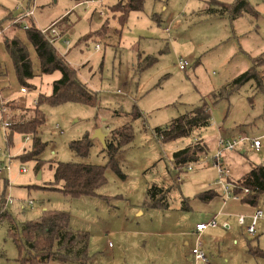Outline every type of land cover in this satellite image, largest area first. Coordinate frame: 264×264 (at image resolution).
Returning <instances> with one entry per match:
<instances>
[{
    "label": "rangeland",
    "instance_id": "374dc122",
    "mask_svg": "<svg viewBox=\"0 0 264 264\" xmlns=\"http://www.w3.org/2000/svg\"><path fill=\"white\" fill-rule=\"evenodd\" d=\"M101 1L104 14L98 18L96 11L91 14L92 9L73 0H0V22L4 29L8 28L9 20L5 18L8 12L17 15L22 11L19 7H27L28 2L30 7L34 6L29 19L37 28H45L65 11L69 12L70 18L61 17L54 22L56 28L67 33L70 49L66 51L63 40L54 45L76 70L79 80L98 95L97 106L71 101L39 106L43 121L37 136L45 146L37 159L22 158L28 157L32 149L31 134H26L30 140H24L25 134L15 133L9 143L0 126V148L8 149L15 157L10 170L0 175V195L12 197L13 203L7 204L6 210L16 222L36 218L45 208V211H67L69 224L88 232L91 257L88 264H195L190 249L192 242L196 246V235L186 246L187 238L176 231L191 233L192 221L199 209L206 206L193 196L206 189L205 183L198 185L200 179L195 181L203 165L199 161L192 164L191 170L187 166L181 170L174 168L172 153L188 144L189 138L163 142L154 130L199 105L202 99L209 103L210 91L233 81L251 66L250 56H257V61L262 59L256 69L263 88H257L255 81L249 80L229 100L212 105L210 125L204 134L207 137L216 133L223 117L241 123L239 130L250 138L259 136L262 145L257 152L249 145L244 146L245 154L239 150L225 152L223 157L229 161L231 175L239 177L254 164L264 166V0H248L257 5L259 14L242 19L229 18V14H209L205 10L206 0H144L142 11L130 12L124 26L108 10L115 0ZM89 14L94 16L92 24ZM104 21L109 22L108 32L103 31ZM28 46L35 74L32 83L37 91L25 88L27 103L40 94H50L53 81L60 77L59 71L39 75L35 55ZM4 51L0 40V62L6 65L9 85L16 86L17 92L13 96L0 95V108L5 109L0 111L1 119L10 122L13 116L29 118L30 112L17 111V114L11 108L18 102L20 87ZM138 53L142 58L150 55L156 60L138 70ZM179 58L188 62L186 70L178 68ZM115 128L122 132L115 135L118 141L126 135L131 138L121 144L106 168L105 182L96 190L104 197H71L55 191L53 186L57 185L49 164L59 161L108 164L104 146ZM96 130L104 136V143L94 137ZM84 135L91 138L92 144L88 155L80 156L69 143ZM212 138H208L210 145ZM22 165L27 172H19ZM152 185L168 189L165 209L145 205L149 201L147 189ZM23 198L26 202L31 200L32 206L20 209ZM215 201L219 203L218 198L214 199L205 208L211 209ZM257 205L263 211V219L257 223L256 234L249 236L233 225L229 234L239 239L238 246L225 251L223 242L206 245L216 248L210 254L206 252L209 264H264V258L259 256L247 255L244 261L237 250H245L247 242L264 250V194L259 196ZM2 208L5 209L4 205ZM141 208L143 215L139 214ZM245 210L244 214H248L251 208L246 205ZM8 227V219L1 214L0 264H16L18 255L8 236ZM205 241L202 237V242Z\"/></svg>",
    "mask_w": 264,
    "mask_h": 264
},
{
    "label": "trees",
    "instance_id": "16d2710c",
    "mask_svg": "<svg viewBox=\"0 0 264 264\" xmlns=\"http://www.w3.org/2000/svg\"><path fill=\"white\" fill-rule=\"evenodd\" d=\"M79 4L83 0H73ZM30 2V1H29ZM28 2L27 7L30 8ZM208 7L205 10L209 14L229 13L230 18H236L239 15L253 14L257 12L252 9L248 0H234L232 3H225L218 0H206ZM144 0H115L110 4L108 10L113 14V18L124 26L127 16L132 11H142ZM108 6V5H107ZM91 14L96 11L92 8ZM117 14V15H116ZM12 12L7 14L9 23L15 18ZM65 17V16H64ZM31 18V17H30ZM64 19V18H62ZM28 29L25 30L26 38L33 46L40 63V72L50 74L54 71L60 72V77L53 81L52 91L48 95H39L35 106L26 109L31 113L29 118L13 116L10 119V125L7 131V138L11 143L13 134L22 135L31 134L33 145L28 153V157H22L25 161L35 158L43 150L45 144L37 136L38 128L43 121L39 106L43 103L59 104L67 101L83 103L89 106L98 105V95L86 84L82 83L76 73L56 49L55 45L50 43L34 21L28 18ZM109 22L104 21V32L109 31ZM21 28L20 24H10L4 29L0 22L1 41L4 45L6 54L11 60L15 78L21 87L26 89H35L32 83L34 78L32 62L29 56L27 46L15 35V31ZM95 31V30H94ZM119 32L120 29H117ZM83 39V38H82ZM257 57L251 58V66L239 74L233 81L221 88L209 92V103L202 99L201 103L183 114L171 119L165 126L155 128L158 139L163 142L176 141L182 138H189L190 142L172 153L173 165L175 168L182 169L190 163L200 160L205 154H208V146L203 141L202 131H204L211 121V106L217 105L222 100H229L231 95L240 88L242 84L249 80H254L257 88L263 85L256 69L262 59L257 61ZM156 60L154 56L141 57L138 53L136 66L138 70L151 65ZM14 105V104H13ZM11 106L13 110L17 106ZM9 108V105L6 109ZM26 111V112H27ZM116 129V128H115ZM122 130V129H121ZM122 133L114 130L108 142H105L104 150L109 157L108 164L98 165L85 162H53L49 168L53 171V186L55 191L71 197L95 196L96 190L105 182V171L112 162L115 154L121 144L130 140L131 135L122 137L120 141L115 135ZM247 136V135H246ZM91 138L84 135L82 138L71 141L69 147L80 156H87L91 147ZM37 160V166H39ZM121 175V174H120ZM123 176V175H121ZM240 186L249 189V194L241 200L250 205H256L258 198L264 194V166L262 164L253 165L238 181ZM161 186L152 185L147 189L148 205L151 207L166 206L165 194ZM206 193L202 194V199H207ZM5 196L0 195V215L2 214L9 221L7 229L8 236L13 241L18 250L17 261L21 264H46L54 261L68 264H87L90 256L88 254L89 235L86 231L74 229L69 224V213L65 210H44L39 218L16 222L14 217L7 213L5 206ZM4 205L5 209L2 208ZM249 247V246H248ZM248 252L256 256L264 257V250L259 248H249Z\"/></svg>",
    "mask_w": 264,
    "mask_h": 264
},
{
    "label": "crops",
    "instance_id": "0c3cea01",
    "mask_svg": "<svg viewBox=\"0 0 264 264\" xmlns=\"http://www.w3.org/2000/svg\"><path fill=\"white\" fill-rule=\"evenodd\" d=\"M218 1H220V0H218ZM234 1V0H233ZM222 2H225V1H222ZM225 3H232V1L231 2H225ZM249 3H250V1H249ZM250 7L252 8H254V10L257 12V14H259V11H258V9L256 8V4H251L250 3ZM252 8V9H253ZM66 12L67 11H65V14H63V15H61V16H59L57 19H55L54 21H56V20H59L61 17L62 18H65L66 19V17L67 18H70L69 17V15H70V13L68 12L67 14H66ZM9 13V12H8ZM12 14H13V12H12ZM223 15H225V14H227L226 12H224V13H222ZM229 14V13H228ZM257 14H253V11H251V13L250 14H244V15H239L238 17H236L235 19H238V18H240V19H242L243 17H252L253 15L254 16H257ZM217 15V14H216ZM221 15V14H220ZM65 16V17H64ZM91 16H93V15H91V14H89V22L92 24L93 23V19H92V17ZM98 16V18H100V16L99 15H97ZM77 16H75L74 18H76ZM94 17V16H93ZM6 18V17H5ZM229 18H230V16H229ZM234 19V23H235V20ZM245 19V18H244ZM53 21V22H54ZM52 23V22H51ZM8 24H13L12 23V21H11V23H9L8 22ZM8 24H6V26L7 27H9L10 25H8ZM255 28H257V25L255 24ZM58 29V28H57ZM58 31H59V34H60V38L57 40V42L58 41H62L63 39H66V37H65V35L67 34L65 31H63V30H61V29H58ZM87 34V33H86ZM15 35L27 46V49H28V52H29V46L28 45H30L31 46V49H32V52L34 53V55H35V60L37 61V62H35L36 64V66H38V72H39V75H41L42 73L40 72V63H39V60H38V58H37V55H36V52H35V50H34V48H33V46L31 45V43L28 41V39L26 38V33H25V30H23V29H21V28H19V29H17L16 31H15ZM85 35V34H84ZM1 37V36H0ZM65 37V38H64ZM1 40V39H0ZM68 40V39H67ZM69 44H70V41H69ZM67 49H70V47H69V45L68 46H66V51H67ZM5 52V51H4ZM5 54H6V52H5ZM260 54H262V53H260ZM260 54H258V56L260 55ZM7 55V54H6ZM29 56H30V54H29ZM7 57H8V55H7ZM253 56H250V61H251V58H252ZM257 57V56H256ZM8 59L10 60V58L8 57ZM30 59H31V57H30ZM10 62H11V60H10ZM261 62V61H260ZM11 69H12V72H13V77L15 78V75H14V71H13V67H12V63H11ZM34 74V73H33ZM34 76H35V74H34ZM9 76H8V69H7V67H6V65L4 64V62H0V95L1 96H13V95H15V92H17L16 91V86H14V87H11L9 84H11L10 83V81L7 79ZM15 80H16V78H15ZM17 81V80H16ZM32 81V80H31ZM19 85V84H18ZM19 87H21L20 85H19ZM32 90H36L37 91V87L35 86V89H32ZM20 94V96H18V98L16 99L18 102H15L16 103V106H17V109H16V113H17V111L18 112H20V111H24V112H26L28 109H31V108H33L34 106H35V102H36V99H33L31 102H29V103H27L26 102V100H27V98L24 96V94L26 93V92H20V88H19V91H18ZM37 94H39V93H37ZM0 96V97H1ZM36 97H37V95H36ZM27 109V110H26ZM18 114V113H17ZM222 116V115H221ZM223 120L224 121H222V123L221 124H219L218 126H217V128H216V133H214V134H211V135H209V136H207V137H205V134H204V131H202V138H203V141L207 144V146H208V148H209V150H208V154H212L213 152H214V150H215V148H216V141H217V138L218 137H220V136H222V137H224V136H226V137H228V138H231V137H237V136H239V135H247L246 133H244L241 129L239 130V125H241V123H235V121H233V120H231V121H226V119L223 117ZM209 127V126H208ZM206 130V129H205ZM16 134H18V133H16ZM211 137H213L212 138V145H210V143H209V140H208V138H211ZM253 137V136H252ZM253 138H260L259 136H255V137H253ZM187 143H189V140L187 141ZM187 145V144H186ZM186 145H184V146H186ZM245 145H249V144H242L241 146H239L236 150H233V151H238L239 150V153L240 154H245ZM183 146V147H184ZM251 148V147H250ZM176 150H178V149H176ZM260 151V150H259ZM230 152H232V151H230ZM199 161H201L202 162V165L203 166H201V170H202V172L200 173V174H197V176H196V179H195V181H197L198 179H200V181H198L197 183H198V185L200 186V184H203V183H205V185H206V189H204L203 191H200V192H197V193H195L193 196L195 197V198H198L199 200H202L203 202H205L206 204V206L205 207H207V206H209L210 205V203L214 200V199H219V203L217 202V201H215V203L213 204V206H212V208L211 209H208L207 210V208H205V207H203L202 209H201V211H200V209H199V214L194 218V220L192 221V225H194L193 227H192V229H191V233H187V231L186 230H179V231H176V233L177 234H180V235H184L185 236V238H187V240L185 241V245L187 246L189 243H191L192 242V238L195 236V240H196V238H197V234L195 233V231H194V227H195V225L198 223V222H204V221H207V220H209L210 218H213V217H215V220L217 221V226L216 227H208V228H206L201 234H200V238H199V243L201 242L202 244H201V246H200V250H202V252L205 254V256H206V260L205 261H203V260H201V259H196L195 258V256H194V254H192V252H191V249L194 247V244L195 243H193L192 242V247H191V249H190V253L194 256L193 257V259H194V262H195V264H198V262H200V263H204V264H206V263H208L209 264V261H208V258H207V254H206V252L207 253H209L210 254V251H215V246L214 247H209V248H206L205 246L206 245H209V244H213V243H219V242H223V248H225V251L226 250H228V248L229 247H237L238 246V244H239V239L237 238V237H235V235H232V234H229V229L233 226V225H236L237 226V228H240V229H243L244 230V227L243 226H241L239 223H238V216L239 215H243L244 216V218H245V223H248L249 222V220H250V215H251V213L253 212V210H254V208L255 207H259L257 204L254 206V205H250V204H248V203H246V202H243L242 200H239V201H235V200H224L223 199V195H222V192H221V189H220V187L218 186V185H216L215 184V180L217 179V172H216V169H215V167H214V165H212V163L209 161V160H207V161H202L201 159L200 160H198L197 162H199ZM207 162H210L209 164H210V166H207ZM227 162H229V161H227ZM226 162V158L225 157H223V163H224V165L225 166H227L228 168H229V178L231 179V180H234V181H238L245 173H247L249 170H250V168L253 166H251L250 168H249V170H247L245 173H243V174H241L239 177H236L235 175L233 176V175H231L232 173H231V169H230V165L228 164ZM196 163V162H195ZM192 164H194V163H191V168L190 169H188L187 167H186V169L187 170H191L192 169ZM255 165V164H254ZM173 167H174V165H173ZM175 168V167H174ZM40 173V172H39ZM38 173V174H39ZM53 174V173H52ZM4 176V175H3ZM53 180V179H52ZM176 180H178V181H180V177H176ZM7 184V183H6ZM161 186V185H160ZM164 190H167V192H166V194H165V199H166V197H167V194H168V189L167 188H164L163 186H161ZM204 193H206V195H207V199H202V194H204ZM95 196H99V197H104V196H101V195H99V194H97V192H96V195ZM95 196H88V197H95ZM82 197V196H81ZM84 197H87V196H84ZM12 198V197H11ZM5 200H7V198L5 197ZM21 202V206H20V209H26V208H24V207H22V204L24 203V202H26L25 201V199L23 198V199H21L20 200ZM13 203V202H12ZM8 204V203H7ZM7 204H5V206L7 205ZM187 204V203H186ZM145 205L147 206V208H153V209H155V208H159V209H165V207H167V203H166V206H164V207H151V206H149L148 205V201H146V203H145ZM246 205L247 206H249L250 208H251V211H250V213H248V214H244V212L245 211H247V210H245V207H246ZM187 208H190V206L188 205L187 206ZM260 208V207H259ZM46 209V208H45ZM44 209V210H45ZM261 209V208H260ZM141 210H142V212L140 211L139 212V214H141V215H143L144 213H143V208H141ZM207 210V211H206ZM262 210V209H261ZM40 216H37L36 218H33V219H37V218H39ZM261 219H263V217L261 218ZM26 220H32V219H26ZM261 221V220H260ZM224 222H227V224H228V227H223L222 226V224L224 223ZM259 223V222H258ZM71 226V225H70ZM72 227V226H71ZM82 231V230H81ZM245 231V230H244ZM168 234V233H167ZM250 236V235H249ZM202 237L203 238H205V243L204 242H202ZM249 246V247H248ZM249 248H252V249H255V248H257L258 249V246H253L252 244H250V242H247V244H246V248H245V250L243 249V250H239L238 248H237V250H238V252L240 253V255H242V257H243V259H244V261H247V259H248V256L247 255H252V256H256V255H254V254H251L250 252H248V249ZM260 249V248H259ZM260 250H262V249H260ZM17 257H18V255H17ZM259 257H261V256H259ZM262 258H264V257H262ZM90 259H91V257H90ZM16 260V264H21L20 262H18L17 261V258L15 259ZM228 262V261H227ZM89 263V262H88ZM87 263V264H88ZM46 264H68V263H59V262H54V261H51V262H48V263H46Z\"/></svg>",
    "mask_w": 264,
    "mask_h": 264
},
{
    "label": "built area",
    "instance_id": "2783aa9c",
    "mask_svg": "<svg viewBox=\"0 0 264 264\" xmlns=\"http://www.w3.org/2000/svg\"><path fill=\"white\" fill-rule=\"evenodd\" d=\"M80 5L85 6L86 8H95L96 13L99 16H102L104 14V10L101 8L102 1L101 0H83L82 2L79 3ZM19 10H22L20 12H17L18 14L15 16L13 19L12 23L20 24L21 29L27 30L28 29V23L25 20V18H30L34 14V6L30 8H24V7H19ZM55 23L53 22L49 24L45 28H39V31L47 37L50 43L55 44L57 40L60 38V34L58 29L55 27ZM2 32L0 30V36ZM64 44L66 46L69 45V40L63 39ZM98 48V45L95 46ZM188 66V62L183 59L179 58L178 60V68L180 70H186V67ZM20 92H26V89L24 87H20ZM4 108H0V111L4 112ZM0 112V113H1ZM10 122L8 120H4L3 118L1 119L0 116V126L3 129V134L4 137L7 138V131L9 128ZM24 140H30L28 135H24ZM242 144H249V146L254 150V151H259L261 148V140L260 138H250L248 136H237V137H218L216 141V148L212 154H206L204 157L201 159L202 161H207L209 160L212 165H214L216 172H217V179L215 180V184L218 185L221 189L223 199L224 200H235L239 201L241 200L244 196H247L249 194V189L243 186H240L236 181L231 180L229 178V168L224 165L223 163V156L225 152H230L233 150H236L239 146ZM0 155L3 157L0 159V175L5 174V172L9 171L13 162H14V156H12L8 149L6 151H2L0 148ZM187 168H191V163L187 165ZM20 173H25L27 172V168L25 166H21L19 168ZM13 199L11 197H8L5 204L12 203ZM32 206L31 200L28 202H24L22 204V207L28 208ZM263 217V211L259 207H255L253 212L250 215V220L248 223H245V218L243 215L238 216V223L244 227L245 232L250 235L254 236L256 234V226L258 221ZM217 226V221L215 220V217L210 218L207 221L204 222H198L195 227L194 231L197 234L196 238V246H194L191 249L192 254H194L196 259H201L203 261L206 260L205 254L202 252V250L199 249V238L200 234L208 227H216ZM223 227H228L227 222H224L222 224Z\"/></svg>",
    "mask_w": 264,
    "mask_h": 264
},
{
    "label": "water",
    "instance_id": "95a60500",
    "mask_svg": "<svg viewBox=\"0 0 264 264\" xmlns=\"http://www.w3.org/2000/svg\"><path fill=\"white\" fill-rule=\"evenodd\" d=\"M94 137H97L101 142L104 143V136L100 133V130L95 131ZM37 178H40V173L37 175Z\"/></svg>",
    "mask_w": 264,
    "mask_h": 264
}]
</instances>
